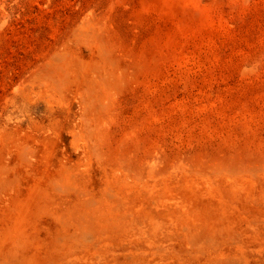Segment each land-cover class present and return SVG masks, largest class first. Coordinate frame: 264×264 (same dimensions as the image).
<instances>
[{"label": "rangeland", "instance_id": "374dc122", "mask_svg": "<svg viewBox=\"0 0 264 264\" xmlns=\"http://www.w3.org/2000/svg\"><path fill=\"white\" fill-rule=\"evenodd\" d=\"M0 264H264V0H0Z\"/></svg>", "mask_w": 264, "mask_h": 264}]
</instances>
